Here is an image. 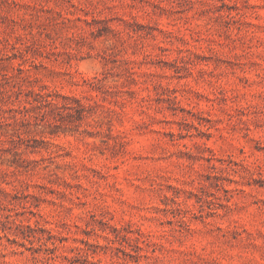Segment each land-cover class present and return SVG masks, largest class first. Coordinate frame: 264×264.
<instances>
[{
	"label": "rangeland",
	"instance_id": "374dc122",
	"mask_svg": "<svg viewBox=\"0 0 264 264\" xmlns=\"http://www.w3.org/2000/svg\"><path fill=\"white\" fill-rule=\"evenodd\" d=\"M0 264H264V0H0Z\"/></svg>",
	"mask_w": 264,
	"mask_h": 264
}]
</instances>
